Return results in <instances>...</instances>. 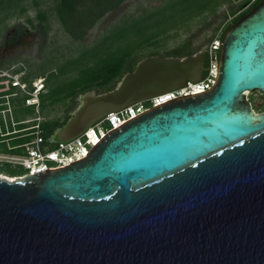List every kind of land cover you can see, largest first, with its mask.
Segmentation results:
<instances>
[{
  "label": "water",
  "instance_id": "1",
  "mask_svg": "<svg viewBox=\"0 0 264 264\" xmlns=\"http://www.w3.org/2000/svg\"><path fill=\"white\" fill-rule=\"evenodd\" d=\"M205 51L140 60L51 136L202 79ZM264 0L219 42L208 91L107 132L77 162L0 179V264H264Z\"/></svg>",
  "mask_w": 264,
  "mask_h": 264
},
{
  "label": "rangeland",
  "instance_id": "2",
  "mask_svg": "<svg viewBox=\"0 0 264 264\" xmlns=\"http://www.w3.org/2000/svg\"><path fill=\"white\" fill-rule=\"evenodd\" d=\"M164 1L127 0L119 8L100 19L87 33L83 41H73L58 23L54 11V0H3L0 3V38L10 27L16 24L26 27L30 34H35V38L29 37L30 42L33 44L30 43L31 45L27 47V51L18 54L13 62L2 65L0 79L4 77L3 73H10L13 69L22 66L24 67L22 68L23 78H30L34 72L44 77L54 74L55 77L46 86L44 92L46 93L52 82H55L52 85L70 88L71 84L68 86V81L75 78L79 70L84 68L88 62L89 65H93L95 59L99 61L100 59H93L98 53L102 55L101 58L104 55L105 59H107L114 53L124 54L126 49L131 50L135 47L136 49L133 50L134 57H136V60H140L150 52L165 55L186 42L189 43L190 49L194 52L205 51L209 43L218 38L221 27L232 19V13L236 12L237 6L244 0H228V3H224L218 7L214 16L208 15L207 18L205 16H198L185 22L180 27L172 28L166 32L165 30L170 24L181 22V20H176V18L174 20L168 18L169 15H172V12L178 10L180 7L173 6L174 0H168L158 10L148 11L151 8L159 6ZM39 12H45L47 16L48 27L46 34L40 28H35L38 26L37 14ZM151 13H154L153 17H149ZM130 16H138L139 18L138 23H136V28L138 29L136 36H132L130 31L121 30L126 26L128 27L122 20ZM182 17H185V14H182ZM158 32L161 33L160 36L153 39V42L156 41L157 45L147 44L143 46L145 45L144 42L147 36ZM106 35H110V39L105 43V46H101L97 42ZM142 43H144L143 47L141 46ZM141 47L142 49H140ZM69 60H75L71 68L69 67L70 64H67ZM60 68L64 71L62 75L59 73ZM89 92L98 95V93L103 92V89L95 88ZM83 94L85 93H78L74 98L57 101L53 106H49L48 103L44 106L41 105L39 113L42 121L62 122L71 116L79 105V96ZM247 99L256 113L264 110V96L260 93L249 94ZM13 117L14 120L23 118L15 115ZM33 117H35V114L29 115L26 118L31 119ZM32 124L28 123L26 125ZM103 127L104 125H102ZM8 141L6 142L9 143ZM0 178L3 177L0 176Z\"/></svg>",
  "mask_w": 264,
  "mask_h": 264
},
{
  "label": "trees",
  "instance_id": "3",
  "mask_svg": "<svg viewBox=\"0 0 264 264\" xmlns=\"http://www.w3.org/2000/svg\"><path fill=\"white\" fill-rule=\"evenodd\" d=\"M2 1L3 0H0V3ZM126 1L127 0H54L55 3L54 11L58 23L60 24L62 30L73 41H83L87 33L95 26V24L100 19H102L106 14L119 8ZM167 1L168 0H165L159 6L155 8H151L148 11L158 10V8L165 5ZM260 1L261 0H255L252 2L251 0H244L242 3H240L237 6L236 12L232 13L233 14L232 19L228 23H226L223 27H221L220 34L218 36L219 40L221 41L223 35L231 28V26L235 24L237 21H239L243 16L247 15L252 9H254L259 4ZM228 2H229L228 0H174L173 6H179L180 8L172 12V15H169L168 18L172 20L176 18V20L177 19L181 20V22L178 24H170V26L166 28L165 32L172 28L180 27L185 22L190 21L198 16H205V18H207L208 15L214 16L215 13L217 12L218 7ZM182 14H185V17H182ZM153 16L154 13H151V15H149V17H153ZM138 19H139L138 16L126 17L122 21H124L125 24L128 25V27L126 26L121 30L130 31L132 36H136L138 30L136 28V23H138ZM147 19L149 18L147 17ZM37 20L39 22V27L41 26V29L43 30L42 32L46 34L47 33L46 30L48 27L46 13L39 12L37 14ZM39 27L37 26L35 28H39ZM160 34L161 33L158 32L151 36H147L144 42L145 45H143L144 43H142L141 46L142 45L146 46L147 44L153 46L157 45V42L156 41L153 42V39L159 37ZM119 37H121V35H119ZM109 39H110V35H106L97 43H100L101 46H105V43L108 42ZM142 47L140 49H142ZM134 49L136 48L134 47ZM134 49L131 50L126 49V52L124 54L114 53L112 56H110V58L107 59H105L104 55L101 58L102 55H100L99 53H98L99 55L96 54L95 56L97 57L94 56L93 59L97 58L100 60L96 61L95 59L93 65H89L88 62L84 68L80 69L78 75L72 80L70 79L68 81V86L71 84L70 88H63L61 86L52 85L53 83L52 82L51 85L49 86L48 91L40 95L41 105L44 106L46 103H48L49 106H53L57 101H62L67 98H74L78 93L80 94L86 93L92 91L95 88L103 89V92L98 94H102L114 89L117 83L120 81V79L126 73L132 72L136 64L143 59V58L140 60L135 59L136 57H134L135 56L133 51ZM195 53L197 52L192 51L190 49L189 43L186 42L180 45L179 47L172 49L165 55H159L157 52H150L146 57L161 56V57L182 58L185 56L193 55ZM73 61L75 60L67 61V64H70V66L68 65L70 68L73 67L72 64ZM203 66L204 68H207L209 66V59L206 50L204 54ZM1 68L2 65L0 64V70ZM22 68L24 67L22 66L13 69L12 73H20L22 72ZM62 72L64 73V71H62V68H60L59 73L61 75ZM206 75L207 72H203L202 79L205 78ZM40 77L45 78V86H47V84L55 77V75L51 74L49 77H44L34 72L30 76V78L24 77L23 79L29 82L31 80ZM11 91L12 88L10 87L9 83L7 82L5 77H2V79H0V97L10 94ZM23 100L24 99L21 97L11 100V104L13 105V107H15L13 109V114L15 116L23 117L22 119L16 120L17 122L26 120L27 116L34 114V111L31 107H25L23 105ZM3 102H4L3 99H0V104ZM146 104L148 103L146 102ZM2 108L3 106H0V110ZM69 118L70 116L67 117L65 120H63L62 122L42 121L40 123V129L42 131L43 138L45 140L49 139L54 133V131L60 128ZM29 126L31 125L18 124L15 128L16 130H21ZM7 140H9L8 142L11 146H15L17 144L28 141L29 138L10 139V137H0V152L3 153L7 152V148H6ZM13 152H18V151H13ZM0 174H3L8 177H16L22 175L23 170L19 167H12L10 165L3 164L0 167Z\"/></svg>",
  "mask_w": 264,
  "mask_h": 264
},
{
  "label": "built area",
  "instance_id": "4",
  "mask_svg": "<svg viewBox=\"0 0 264 264\" xmlns=\"http://www.w3.org/2000/svg\"><path fill=\"white\" fill-rule=\"evenodd\" d=\"M219 42V38H216L209 43L206 49L209 59L207 75L199 82H187L185 86L177 90L110 112L101 121L87 128L80 136L67 142H52L51 137L45 140L42 136L40 129L42 118L39 111L40 95L46 90L45 78L40 77L28 82L23 79L22 72L3 73L12 91L10 94L0 97L4 101L0 104L3 106L0 110V137L29 138V140L15 146L6 142L7 152H0V167L3 164L19 167L23 170V174L16 177H8L3 174L0 176L8 180H15L45 170L71 165L85 157L99 139L118 125L167 101L208 91L213 87L217 75ZM19 97L24 99L25 107L33 109L35 117L19 122L14 120L11 100ZM28 123L34 124L21 130L15 128L18 124ZM102 125H104L103 128Z\"/></svg>",
  "mask_w": 264,
  "mask_h": 264
},
{
  "label": "flooded vegetation",
  "instance_id": "5",
  "mask_svg": "<svg viewBox=\"0 0 264 264\" xmlns=\"http://www.w3.org/2000/svg\"><path fill=\"white\" fill-rule=\"evenodd\" d=\"M37 25L39 27V22ZM39 28L41 29V26ZM29 37L34 39L35 34H30L23 25L16 24L10 27L0 38V64L13 62L18 54L27 51V47L32 43Z\"/></svg>",
  "mask_w": 264,
  "mask_h": 264
},
{
  "label": "bare ground",
  "instance_id": "6",
  "mask_svg": "<svg viewBox=\"0 0 264 264\" xmlns=\"http://www.w3.org/2000/svg\"><path fill=\"white\" fill-rule=\"evenodd\" d=\"M248 95H249V93L246 94V98L248 97ZM0 179L6 180V181H11V182L13 181V180H8V179H6L4 177L3 178H0Z\"/></svg>",
  "mask_w": 264,
  "mask_h": 264
}]
</instances>
